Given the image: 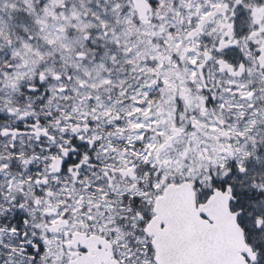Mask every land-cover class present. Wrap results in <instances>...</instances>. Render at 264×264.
<instances>
[{
  "label": "snow or ice",
  "instance_id": "6c2138e0",
  "mask_svg": "<svg viewBox=\"0 0 264 264\" xmlns=\"http://www.w3.org/2000/svg\"><path fill=\"white\" fill-rule=\"evenodd\" d=\"M0 264H264V0H0Z\"/></svg>",
  "mask_w": 264,
  "mask_h": 264
}]
</instances>
